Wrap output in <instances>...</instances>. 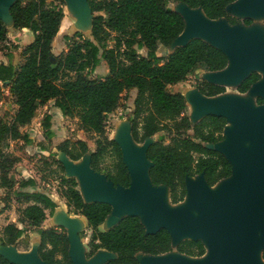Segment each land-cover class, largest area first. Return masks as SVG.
Masks as SVG:
<instances>
[{"label":"trees","instance_id":"1","mask_svg":"<svg viewBox=\"0 0 264 264\" xmlns=\"http://www.w3.org/2000/svg\"><path fill=\"white\" fill-rule=\"evenodd\" d=\"M87 1L91 11L97 13L91 20L90 38L73 42L53 61L52 45L64 16V0H14L9 7L14 28H28L33 38L21 49L22 62L0 63V83L7 87L16 104L10 119L0 120V187L12 190L15 201L21 205L17 207L16 223L8 222L2 227L0 243L14 245L20 239L27 243L28 231H37V252L49 264H73L65 229L42 227L46 210L52 214L56 203L45 192L20 189L34 186L36 180L29 177L16 182L10 176L17 158L5 148L8 140L29 142V136L20 128L29 124L37 109L51 100L63 115L77 117L79 128L95 135L90 166L104 173L114 185L126 187L130 177L118 143L106 135V119L117 110L121 93L132 88L136 94L129 118L130 133L135 142L143 143L146 138L163 132L147 145L146 158L151 162L148 175L152 184L165 185L171 203L183 200L185 180L189 176L203 174L206 183L212 186L232 173L230 162L213 147L224 138L226 119L208 114L191 123L185 113L184 96L167 89L185 80L197 67L206 71L223 69L227 56L200 38L170 49L163 62L156 49L158 44L170 47L184 28L182 15L169 7L168 1L199 7L211 19L224 17L228 23L235 24L240 19L226 9L235 0ZM241 20L251 24L250 18ZM8 40V30L0 19V42ZM138 49H144L145 55L138 53ZM101 59L107 65L108 74L104 78H91ZM260 77L258 72H251L237 85V90L246 92ZM196 88L206 96L225 90L224 86L205 80L199 81ZM262 102L258 97L257 103ZM50 120L47 114L42 121L46 136L52 134ZM57 151L78 160L89 148L82 139H65L56 151L42 158L51 179L58 181L56 192L64 199L67 211L83 215L91 229L86 257L98 248L115 254L102 264H139L138 252L158 255L175 250L187 256L204 254L201 240L185 238L173 247L166 228L148 233L136 215H125L108 229L99 230L98 225L110 214L111 205L84 201L76 179L64 174ZM108 155L112 157L111 167L105 165ZM44 179L41 175L40 180ZM0 264L16 263L0 254Z\"/></svg>","mask_w":264,"mask_h":264},{"label":"water","instance_id":"2","mask_svg":"<svg viewBox=\"0 0 264 264\" xmlns=\"http://www.w3.org/2000/svg\"><path fill=\"white\" fill-rule=\"evenodd\" d=\"M13 1L0 0V19L5 23L7 30L10 24L14 27L9 14V7ZM69 1L74 4L73 11L78 15L83 17L86 11L91 14L87 0ZM175 3L181 5L178 9H172L182 15L184 28L172 45L167 48V53L170 49L184 45L193 38H200L221 49L227 56V64L221 70L208 71L209 76L205 81L224 87L232 83L238 85L251 72H258L250 71V69L260 68L264 72V38L262 35L250 31L243 32L241 28L228 23L224 17L211 19L199 7L191 8L182 2ZM226 9L230 15L239 19L241 16L242 19L250 18V14L264 12V0H245L242 3L235 0ZM69 14L73 19V13L69 11ZM81 16L78 17L82 18ZM90 16L92 20L94 14ZM263 78L260 77L247 91L259 93L264 99ZM217 95L206 96L198 91L190 102L196 109L191 116L194 121L190 122L194 123L208 114L222 116L226 119L227 124L223 128L224 138L215 143L213 147L230 162L232 173L216 183L228 181L220 187L221 191L218 194L209 191L208 188L211 186L206 183L203 174L186 178L185 196H189L192 206L198 211L199 215L196 217L186 211L166 206L165 201L161 199L160 188H158L160 185H153L149 178L148 169L151 162L146 158L147 145L155 138L149 137L151 140L144 145L148 139L146 138L141 149L131 141L125 145L123 140L126 136L134 141L130 133V124L128 133L122 132L118 139H114L122 151V160L129 173L130 181L126 187L114 185L103 173L91 168L89 156L92 150L89 149L78 160H72L66 154L57 151V155L63 154L61 158H57L67 172L66 176L76 179L84 201H103L111 205L112 210L103 221H106L109 227L125 215H136L148 233L166 228L170 233L173 247L180 240L189 238L202 241L205 247L204 254L207 250L205 242L210 249L208 262L191 260V258H198L202 255L187 256L172 250L167 254L173 251L175 253L168 257H161L163 256L161 254L138 252L137 258L139 254L143 255L141 259L138 258L139 264H142L143 260L148 264H259L252 257L254 249L260 251L262 259L264 248V152L262 151L264 101L253 106L249 101H242L238 97L216 100ZM245 140L252 141L254 146L246 147L243 142ZM86 154L88 156L84 157ZM233 161L236 162L239 172L238 177L232 180L230 178L233 174ZM196 176L200 178L199 182L193 179ZM165 190L169 198L168 188ZM63 218H60L59 224ZM66 233L69 239V255L73 264H102L107 259L115 257V254L110 251L112 256L93 254L86 257L77 233L71 228ZM0 246L4 247L0 254L13 263L49 264L39 256L37 246L27 252H17L12 249L13 245H1L0 243ZM262 262L264 264L263 259Z\"/></svg>","mask_w":264,"mask_h":264},{"label":"rangeland","instance_id":"3","mask_svg":"<svg viewBox=\"0 0 264 264\" xmlns=\"http://www.w3.org/2000/svg\"><path fill=\"white\" fill-rule=\"evenodd\" d=\"M245 0H238V3H242ZM168 6L174 9H178L181 5L175 3L174 1H168ZM77 7V6H76ZM74 4L71 1L67 0L65 5L63 6V10L66 14L65 18H63L62 23L59 28V34L54 41V46L52 47V60L55 61V58L58 57L60 54H64L68 46L71 45L73 42L82 41L84 38H90V29L91 24V16L92 14H97L91 12V14L86 11L81 15L75 13ZM78 8V7H77ZM73 13L74 18L71 20V15ZM8 13V11H7ZM75 13V14H74ZM90 14V15H89ZM81 16L82 18L78 17ZM245 17V16H243ZM249 17V16H248ZM242 16L240 17V21L234 24L235 27L241 28L243 32L250 31L254 34L262 35L264 38V12L259 11L255 14H250L251 25L247 26L242 20ZM70 23V24H69ZM68 24L70 26H68ZM9 37V36H8ZM33 35L31 36L30 41L32 40ZM112 44V41H109ZM22 49L21 44H15L13 41L8 40L6 42H0V61H14L16 64L22 62L23 58L20 54ZM138 53L145 55L144 49H138ZM156 54L162 58L161 62L167 56V47L158 44L156 49ZM256 70L260 73L261 79L264 76V72L260 68H253L250 71ZM108 74V69L105 61L101 59L100 64L95 68V70L90 74L91 78H104ZM72 75V73H70ZM209 72L204 70L201 67L195 68L185 80L167 86V89L170 92H180L185 98V113L188 115L191 122L194 121L192 113H195V107L190 104L192 102L193 97L197 94L196 85L199 81L205 80L208 78ZM264 79V78H263ZM237 83L227 84L225 86L224 92L220 93L215 97V99L220 98H235L238 97L242 101H249L253 106L259 105L257 103V98L261 97L259 93H251L246 91L241 93L237 90ZM136 94V89H127L123 91L120 95L119 99V106L114 113H111L106 119V135L112 139H118L122 132L128 133L129 131V118L132 116V111L134 107V97ZM263 99V98H262ZM264 101V99H263ZM16 109V104L14 103L12 97L10 96L7 87L2 86L0 83V120L8 121L10 117L13 115ZM49 114L51 116V131L52 134L50 136H46L44 129L42 127V121L45 115ZM23 133H26L29 136V142H24L21 139L16 140H8V145L5 148L6 152L12 154L17 158L13 168L10 171V176L17 182L22 178L26 177H34L39 185L40 189L45 190L47 193H55L57 196L64 202V199L59 196L56 192V187L58 185V181L55 179H51V176L48 172V167H45L43 164V156H46L49 152L56 151L57 145L65 139H82L84 140L88 148L93 150L95 148L94 140L95 135L83 131L78 126V118L65 116L61 113V111L53 105V100L46 103L45 106H41L37 109L35 116L31 120L29 124L20 128ZM163 132L156 133L154 138L158 137ZM226 137V135H225ZM151 138L146 139L144 145L149 142ZM124 144H127L130 139H124ZM167 141V139H165ZM228 142V140H226ZM246 147H253V142L250 140L243 141ZM139 149L142 145L135 144ZM45 147L42 149L41 147ZM262 150H264V145L262 146ZM63 154H58L57 157L61 158ZM88 156L86 154L84 157ZM112 164V157L110 155L105 157V165L111 167ZM239 169L234 166V171L230 179H236L238 177ZM64 174L67 175V172L64 171ZM104 174V173H103ZM43 175L45 177L44 180H40V176ZM194 180L199 182L200 178L198 176L193 177ZM228 181H221L215 185L214 188H210L209 191L213 194L220 193L223 185H225ZM212 187V186H211ZM161 192H166L164 186L159 187ZM214 190V192H213ZM167 193V192H166ZM167 195V194H166ZM184 199L180 202H184ZM179 203H171L170 199L168 198L165 201L166 206L170 208H175L180 205ZM189 202V199H188ZM21 206L19 203L15 201L13 191L7 190L0 187V234L2 231V227L11 221L16 220L17 218V207ZM46 213L48 211L46 210ZM64 228V226H62ZM67 232V230L65 229ZM83 232V231H81ZM29 240L25 243L22 239L18 240L16 244L12 246L13 250L17 252L29 251L30 250V241L31 238L35 237V232L33 230L28 231ZM89 230L86 234L87 239L85 243L89 239ZM172 253H175L173 251ZM171 254H161V257H168ZM143 257L142 254L138 255V258L141 259ZM191 258L194 261H201L203 262L204 257L202 258ZM142 264H148L144 260Z\"/></svg>","mask_w":264,"mask_h":264},{"label":"crops","instance_id":"4","mask_svg":"<svg viewBox=\"0 0 264 264\" xmlns=\"http://www.w3.org/2000/svg\"><path fill=\"white\" fill-rule=\"evenodd\" d=\"M65 16H66V14L64 12L63 18H65ZM63 18H62V20H63ZM72 20L73 19L71 17L70 22ZM69 24H68V26H70ZM59 32H61V31L58 30V32L54 38V41L56 40ZM32 35H33L32 31H30L28 28L16 29L11 24L8 25V36H9L8 38H9V40L13 41L15 44H21L22 48L27 43L30 42ZM54 41H53V44H54ZM53 46L54 45H52V47ZM1 62L6 63L7 61L1 60L0 63ZM12 63L14 65L16 64L14 61H12ZM26 178H29V177H26ZM32 178H34V177H32ZM34 179L36 180V178H34ZM15 187H18L17 183H16ZM20 189L26 190V191H42V192L47 193L45 190L39 188L37 181H36V184L34 186H27L25 188H20ZM47 194L55 201L56 206H55L52 214L46 213L47 214L46 219L43 221L42 227L43 228L58 227L61 225V227L64 226V229H66L68 232H69V229L71 228L72 230L75 231V233H77L80 246L82 248V251L85 253L88 250V246L85 243V241L87 239L86 234H87L88 230H89L88 236H90V233H91V229L87 225V221H86L85 217L80 215V214L68 213L66 204L57 196V194H55V193H53V194L47 193ZM61 217L62 218L64 217V218H63L61 224H59V220ZM11 222H14V221H11ZM15 223H16V220H15ZM108 227H109V225H107L106 221L98 225V229L101 231L106 230ZM81 231H83V232H81ZM34 232H35V237L31 238L32 240L30 241V247H29L30 250L33 248L35 249L37 246V243H38L39 233L37 231H34ZM1 250H4V247L0 246V251ZM23 252H27V251H23ZM96 254H101V255H104L106 257L112 256V254L104 248H98L96 250V252L94 253V255H96Z\"/></svg>","mask_w":264,"mask_h":264},{"label":"bare ground","instance_id":"5","mask_svg":"<svg viewBox=\"0 0 264 264\" xmlns=\"http://www.w3.org/2000/svg\"><path fill=\"white\" fill-rule=\"evenodd\" d=\"M198 11H199V13L200 14H202V12L198 9ZM230 61H229V65H230V63H231V58L229 59ZM229 67V66H228ZM264 105V104H263ZM129 137H127L126 136V138L125 139H128ZM130 139V138H129ZM130 141L133 143L134 141H132L131 139H130ZM135 143V142H134ZM127 144H129V142L127 141ZM135 144H138V145H142V143H135ZM263 152H264V150H262ZM236 165V162L235 161H233V171H234V166ZM236 167H237V165H236ZM238 168V167H237ZM161 186H164V185H160L159 187H161ZM158 187V188H159ZM164 187H166V186H164ZM215 187V185L214 186H212V187H209L208 189H210V188H214ZM167 188V187H166ZM161 192V191H160ZM213 192H214V190H213ZM167 193L164 191V192H161V199L163 200V201H166L167 199H168V195H166ZM186 197V199L184 200V202H180V205L178 206V207H175V209L176 210H180V211H186V212H188V213H190V215H192V216H194V217H196V216H198L199 214H198V211L192 206V204H191V202H190V198H189V196L188 195H186L185 196ZM188 199H189V202H188ZM205 244H206V247H207V250H206V253L204 254V255H202L203 257H204V261L203 262H208L209 260H210V249H209V246H208V244H207V242H205ZM165 254V253H164ZM202 257V258H203ZM252 257H253V259L256 261V262H258L259 264H263V262H262V259H261V256H260V251L259 250H256V249H254L253 250V252H252ZM202 260V259H201Z\"/></svg>","mask_w":264,"mask_h":264},{"label":"flooded vegetation","instance_id":"6","mask_svg":"<svg viewBox=\"0 0 264 264\" xmlns=\"http://www.w3.org/2000/svg\"><path fill=\"white\" fill-rule=\"evenodd\" d=\"M65 203V202H64ZM69 213V212H68ZM83 216V215H82ZM88 246V245H87Z\"/></svg>","mask_w":264,"mask_h":264}]
</instances>
